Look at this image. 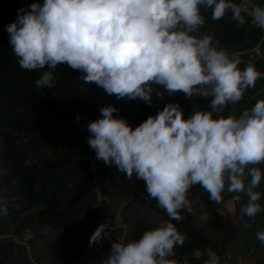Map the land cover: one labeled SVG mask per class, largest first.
<instances>
[{
  "label": "clouds",
  "instance_id": "9594fccd",
  "mask_svg": "<svg viewBox=\"0 0 264 264\" xmlns=\"http://www.w3.org/2000/svg\"><path fill=\"white\" fill-rule=\"evenodd\" d=\"M202 7L211 9L213 20L231 13L244 23L242 13H248L264 29V6L249 11L234 0H44L18 10L6 27L21 68L51 69L35 81L38 88H52L54 70L67 64L85 74V83L120 99L150 104L153 84L170 96L211 97L207 111L187 119L179 104L169 103L133 129L108 105L87 125L96 158L128 178L135 174L168 217L139 239L113 242L103 264H179L170 257L184 236L171 221L191 212L187 196L195 185L217 204L225 191L237 202L246 197L240 212L249 219L264 212L256 191L264 179L257 167L264 165V99L239 116L219 114L238 103L261 73L251 65L241 70L239 58L212 46L211 35H195L205 23ZM0 212L6 214L7 206ZM107 226L101 224L90 243L104 239ZM256 239L264 245V231ZM205 264H220L219 257L210 253Z\"/></svg>",
  "mask_w": 264,
  "mask_h": 264
},
{
  "label": "trees",
  "instance_id": "16d2710c",
  "mask_svg": "<svg viewBox=\"0 0 264 264\" xmlns=\"http://www.w3.org/2000/svg\"><path fill=\"white\" fill-rule=\"evenodd\" d=\"M248 1L249 11L264 6V0ZM33 3L43 5L44 0H0V205L7 206L6 214L0 212V264H103L112 243L120 240L123 230L118 224L125 225L123 240L127 242L139 239L168 217L135 174L128 178L114 165L104 164L96 170L102 180L99 195L122 200L121 223L106 222L104 239L90 243L100 226L98 193L89 161L72 153L82 141L73 119L82 112L99 119L100 109L111 105L117 109L116 118L134 125L143 120L136 118L139 112L129 120L126 97L108 95L102 87L85 83L81 79L85 74L67 64L54 70L52 88L36 86L43 71L51 69L47 65L41 70L21 68L6 31L17 20L18 10L28 11ZM201 12L205 23L195 35H211L214 48L237 55L241 70L251 65L261 73L238 103L226 105L219 113L239 116L264 99V56L256 54H264V29L248 13H242L245 22L239 23L231 13L213 20L211 9L202 7ZM250 57L257 60L250 61ZM169 103L179 104L187 119L196 110L207 111L211 97L193 95L189 99L183 92L171 96L166 92L160 111ZM257 167L264 172V165ZM256 191L264 207V179ZM234 195L225 191L217 204L200 185L193 186L188 192L191 212L182 213L180 221H171L184 241L170 258L179 264H205L210 253H215L226 264H244L245 258L252 259V264H264V245L256 239V233L264 231V212L249 219L240 212L247 198L237 202ZM228 198L234 212L219 220L222 232L217 236V226L212 227L208 215Z\"/></svg>",
  "mask_w": 264,
  "mask_h": 264
},
{
  "label": "rangeland",
  "instance_id": "374dc122",
  "mask_svg": "<svg viewBox=\"0 0 264 264\" xmlns=\"http://www.w3.org/2000/svg\"><path fill=\"white\" fill-rule=\"evenodd\" d=\"M240 4H245L248 6V9L250 7V2L248 0H241ZM256 54L258 58H263L264 54L260 51H256ZM234 57H237V55H233ZM256 61L254 57H250V61ZM153 92L151 95V103L149 104L148 102H145L139 98L136 99H129L125 98V109L127 114L130 115V118L135 117L133 115L134 112H139V115L136 116V118H139L140 120H143V122L149 117V116H154L157 115L158 112L161 109L162 106V101L163 97L165 96L167 90H165L163 87L159 85H152ZM157 92L163 93V96L157 95ZM223 109V108H222ZM221 109V110H222ZM221 112V111H220ZM81 114V115H79ZM80 117L78 120L77 118L73 119V123L77 126L79 129V133L82 136V141L78 145L75 146V148L72 150V153L77 156H83V157H88L89 158V163L90 167L93 170L92 172L94 173V182L96 184V191L98 193V198H97V205L96 209L98 211V224H105L106 222H116V223H121L120 220V204L122 200L116 201L115 199H110V197H102L100 196V184L102 182L101 178L97 176L96 170L98 167L104 165L105 163L102 160H99L96 158V153L95 151L89 146L88 144V138L90 136V133L88 131L87 125L94 121L92 119V116L89 115L86 112L82 113H77ZM128 122V121H127ZM133 129L137 127L132 123V121L128 122ZM188 198V196H187ZM234 212V206L231 198L226 199L212 214H209L208 220L213 226H217V236H220L222 232V227H219V220L223 219L225 217L232 216ZM118 226L123 230L121 233L120 239H124V234L126 233V227L123 224H118ZM28 234L25 235L24 239H28ZM253 261L252 259L245 258L244 264H252ZM220 264H226V262H220Z\"/></svg>",
  "mask_w": 264,
  "mask_h": 264
},
{
  "label": "built area",
  "instance_id": "2783aa9c",
  "mask_svg": "<svg viewBox=\"0 0 264 264\" xmlns=\"http://www.w3.org/2000/svg\"><path fill=\"white\" fill-rule=\"evenodd\" d=\"M79 115H81V114H79ZM77 116H78V115H75V118H77ZM139 124H141V123H140V122H137V124H135V125H136V126H139ZM86 159L89 160L88 157H86ZM89 165H90V163H89ZM90 166H91V165H90ZM90 168H91V167H90ZM91 171H93V170L91 169Z\"/></svg>",
  "mask_w": 264,
  "mask_h": 264
}]
</instances>
